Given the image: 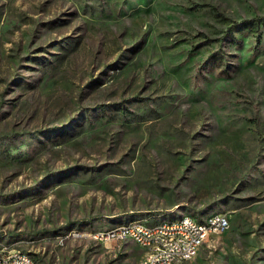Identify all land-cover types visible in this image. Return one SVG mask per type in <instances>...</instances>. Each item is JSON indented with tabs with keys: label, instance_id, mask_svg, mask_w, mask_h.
I'll return each instance as SVG.
<instances>
[{
	"label": "rangeland",
	"instance_id": "374dc122",
	"mask_svg": "<svg viewBox=\"0 0 264 264\" xmlns=\"http://www.w3.org/2000/svg\"><path fill=\"white\" fill-rule=\"evenodd\" d=\"M218 213L178 264H264V0H0V246L140 264L76 232Z\"/></svg>",
	"mask_w": 264,
	"mask_h": 264
},
{
	"label": "built area",
	"instance_id": "2783aa9c",
	"mask_svg": "<svg viewBox=\"0 0 264 264\" xmlns=\"http://www.w3.org/2000/svg\"><path fill=\"white\" fill-rule=\"evenodd\" d=\"M230 226V218L227 214H219L212 224L196 225L191 220H185L177 226H160L147 228V226H128L131 230V237L138 241V245L144 242H152V249L148 251L146 264H157L160 260L177 259V254H184L192 251V245L196 241V234H203L206 227H221L224 231ZM170 230H183V238H175V241H160V233H170ZM92 232L102 237V243L108 241L112 236H119L118 227L110 229H98L97 231H78L76 233ZM7 247V246H0ZM11 251V258H2L0 264H32L26 258H19L17 248H8Z\"/></svg>",
	"mask_w": 264,
	"mask_h": 264
},
{
	"label": "bare ground",
	"instance_id": "6f19581e",
	"mask_svg": "<svg viewBox=\"0 0 264 264\" xmlns=\"http://www.w3.org/2000/svg\"><path fill=\"white\" fill-rule=\"evenodd\" d=\"M219 214H213L207 217L204 220H198L192 215L184 214L172 220H161L157 222H147L143 219L132 220L128 223L121 224L117 226L119 228V236H112L108 238V241L117 238H132L131 230L127 229L128 226H147V228H157L160 226H177L179 223L185 222V220H191L196 225H205L212 224L215 217L219 216ZM227 231V230H226ZM224 230L221 227H206V231L203 234H196V241L194 245H192V251L185 252L184 254H177V259L170 260H160L157 264H178L181 261L192 259L195 254L201 249V247L214 235H219L223 233ZM175 238H183V230H170V233H160V241H175ZM93 240L102 242V237L100 235L95 234ZM137 244L138 241L133 239ZM140 247L145 249V255L142 259L141 264L147 263L148 251L152 249V242H144ZM17 254L19 258H26L31 261L32 264H37L35 259L26 251L17 248ZM0 255L2 258H11V251L6 247H0Z\"/></svg>",
	"mask_w": 264,
	"mask_h": 264
},
{
	"label": "crops",
	"instance_id": "0c3cea01",
	"mask_svg": "<svg viewBox=\"0 0 264 264\" xmlns=\"http://www.w3.org/2000/svg\"><path fill=\"white\" fill-rule=\"evenodd\" d=\"M156 221H157V220H156ZM151 222H155V221H151ZM131 240H132V239H131ZM94 241H95V240H94ZM123 241H124V240H123ZM96 242H99V241H96ZM113 242H116V243H117L118 241H113ZM113 242L111 243V245H113ZM134 242H135V241H134ZM99 243H102V242H99ZM135 243H136V242H135ZM136 244H137V243H136ZM111 245H110V246H111ZM138 247H140V246H138ZM140 248L143 250L144 255H145V252H146L145 249L142 248V247H140ZM144 255H143V257H144ZM143 257H142V259H143ZM194 258H195V257H194ZM142 259H141V261H142ZM141 261H140V264H141Z\"/></svg>",
	"mask_w": 264,
	"mask_h": 264
}]
</instances>
